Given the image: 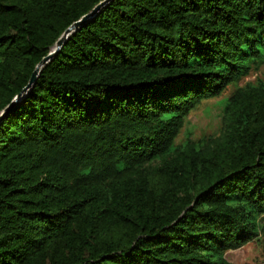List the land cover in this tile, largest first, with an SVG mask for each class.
<instances>
[{
    "label": "trees",
    "instance_id": "trees-1",
    "mask_svg": "<svg viewBox=\"0 0 264 264\" xmlns=\"http://www.w3.org/2000/svg\"><path fill=\"white\" fill-rule=\"evenodd\" d=\"M104 0H0V114ZM264 0H110L0 118V264H232L264 241Z\"/></svg>",
    "mask_w": 264,
    "mask_h": 264
},
{
    "label": "rangeland",
    "instance_id": "rangeland-1",
    "mask_svg": "<svg viewBox=\"0 0 264 264\" xmlns=\"http://www.w3.org/2000/svg\"><path fill=\"white\" fill-rule=\"evenodd\" d=\"M258 78L264 79V62L238 84L228 86L219 97L206 100L191 111L175 143L180 144L186 139L198 141L217 136L222 126L224 100L236 87H241ZM224 256L232 264H264V241L260 238L239 249L227 251Z\"/></svg>",
    "mask_w": 264,
    "mask_h": 264
},
{
    "label": "water",
    "instance_id": "water-1",
    "mask_svg": "<svg viewBox=\"0 0 264 264\" xmlns=\"http://www.w3.org/2000/svg\"><path fill=\"white\" fill-rule=\"evenodd\" d=\"M109 1L110 0L102 1L101 3L96 5L89 14L83 16L79 21L75 22L68 29H66V31L63 33L61 38L57 41V43L55 45V48L46 57H44L40 61V63L36 66V68H35L34 72L32 73V75H31V77L29 79V82L26 85V87L3 110V112L0 114V118L20 100L21 96L24 93H26L27 90H29L31 88V86L34 84V82L36 80V77L38 76V73H39L40 69L46 64V62H48L56 54V52L60 49V47L62 46L63 42L67 39V37L70 35V33L72 31L76 30L77 28L81 27L89 18L93 17L95 15V13Z\"/></svg>",
    "mask_w": 264,
    "mask_h": 264
}]
</instances>
